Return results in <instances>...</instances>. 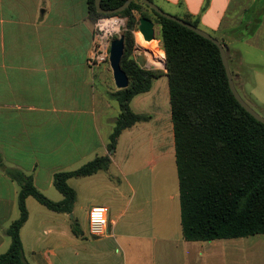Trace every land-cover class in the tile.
<instances>
[{"label":"crops","instance_id":"1","mask_svg":"<svg viewBox=\"0 0 264 264\" xmlns=\"http://www.w3.org/2000/svg\"><path fill=\"white\" fill-rule=\"evenodd\" d=\"M150 1L169 15L196 21L238 55L242 71L253 67L256 78L264 79V0ZM94 26L87 0H0V255L10 246L5 231L19 217V187L2 165L32 176L35 188L58 203L63 197L53 191L54 174L110 156L107 172L68 181L77 194L72 214L28 212L20 236L29 264H264V235L183 239L174 150L170 154L166 143H158L156 154L157 145L150 147L151 155L142 142L131 147L136 124L120 134L113 153L108 150L117 118L102 111L103 96L96 91L104 82L102 69L87 64ZM253 53L255 62L245 61ZM239 77L248 79L242 72ZM168 155L174 167L167 175ZM147 166L157 171L146 174ZM75 180L88 188L85 202ZM96 206L107 209L101 238L88 227V213ZM73 221L79 236L72 232Z\"/></svg>","mask_w":264,"mask_h":264},{"label":"trees","instance_id":"2","mask_svg":"<svg viewBox=\"0 0 264 264\" xmlns=\"http://www.w3.org/2000/svg\"><path fill=\"white\" fill-rule=\"evenodd\" d=\"M125 1L101 0V8L114 10ZM142 6L140 2H133L127 10L115 15L127 19L122 33L121 68L129 79V86L109 94L117 101L120 113L109 136L108 150L115 149L123 131L150 119L132 112L129 102L149 92L154 80L166 77L183 239L209 242L264 235V125L234 99L218 48L152 10L160 29V49L166 70L140 69L133 58V32L139 18L150 19L141 11ZM87 11L95 23L108 17L97 13L94 0H87ZM183 21L198 27L196 21ZM219 43L226 48L222 41ZM110 165V156H98L77 170L54 174L53 186L63 197L58 203L35 188L32 176L2 165L5 175L19 187V217L5 231L10 246L0 255V264H29L20 236L28 219L27 198H33L51 212L72 214L77 194L68 181L107 172ZM72 232L80 235L75 221Z\"/></svg>","mask_w":264,"mask_h":264},{"label":"rangeland","instance_id":"3","mask_svg":"<svg viewBox=\"0 0 264 264\" xmlns=\"http://www.w3.org/2000/svg\"><path fill=\"white\" fill-rule=\"evenodd\" d=\"M161 10L163 11L167 9H161ZM141 11L147 14L150 17V20L155 24V40L154 41L158 42V39H159L158 30L160 29H159L158 24H156V21H157L156 16L150 11V9H148L144 5L141 7ZM134 15L138 17L137 13H134ZM121 19H123L126 23L127 21L126 18H121ZM122 33L123 32H120L118 35H122ZM137 34L133 32L134 51L138 50L142 54L144 50L149 51L151 54L153 53V55L157 58L158 62L160 63L159 67L148 69L147 71L162 72L163 70L160 69V67L165 62V59H164V53L160 49L161 44H157L156 47L153 48L154 49L153 50L151 48V45L141 43L139 40V34L138 35ZM118 35H115L114 39ZM210 36L213 37L212 35ZM213 38L216 39L218 37L216 36ZM136 42L138 43L140 47L137 46ZM240 47L242 46H240L239 43H236L234 46V48H237L236 50L238 49L240 50L241 49ZM256 58L257 56L255 57L253 53L252 55L245 56V61L250 59V61L254 60L255 62ZM227 59L234 73V76H232V78H233L238 94L240 95L242 100L251 109H253L259 116H261L264 119V79L256 78V75L259 71L253 67L245 66V69L242 71L239 68L240 62L238 59V55L227 52ZM99 67L103 71L104 82H103V85L96 84V89H97L96 91H97V94H102L103 96L104 106H103L102 111L104 112L105 117L109 116V117L118 118V115L120 113L119 105L117 101H115L109 95L110 94L109 92L112 93V92L117 91V89L114 86L113 80H112V75H111V71L109 68V64L105 63V64L100 65ZM241 72L246 78H248L247 80L244 81L240 79L239 75L241 74ZM129 108L132 112L136 114L147 115L150 117V119L147 122L138 124L136 128L134 129V132L131 135V138H132L131 147H135L136 142L137 143L142 142L144 145V149L146 150V155L147 154L151 155V153H149V149H151L150 147H152L153 145H157L155 148L152 147L153 154H156L159 148L158 143H162L163 146L166 143V146L164 147L168 149V152L170 154L173 153V150H174L173 128H172V123L170 120L169 93H168V84H167L166 77L160 76L159 78L154 80L150 91L147 92V94L143 93V94L135 96L129 102ZM137 130H140V131L137 132ZM155 157L156 155L152 158H155ZM170 158H171L170 155H168V159H167L168 162L166 163V166H164L165 170L167 169L166 170L167 175L170 174L171 166L174 167V162ZM144 160H147V158H145ZM154 169H155L154 167L147 166L145 167V170H143V172L146 174L153 175L157 171ZM152 170L154 171L152 172ZM76 179H79V178H76ZM78 181L79 180H75L72 183V185L75 186V188L79 192V197H81L82 201L85 202L86 200L84 198L89 194L88 188L87 186H84V187L81 186ZM93 190H94V187H92V189H90L89 192H94ZM53 191L58 194V192L55 189ZM44 196L48 198L49 200H51L49 198L50 195H44ZM26 202H27L26 203L27 211L30 212L31 216L36 215L35 209H42V211L47 212V210L44 207L39 205L31 197L28 198V201ZM83 208L85 210L86 207H83ZM84 213L85 212L82 211L81 220L83 223H84Z\"/></svg>","mask_w":264,"mask_h":264},{"label":"water","instance_id":"4","mask_svg":"<svg viewBox=\"0 0 264 264\" xmlns=\"http://www.w3.org/2000/svg\"><path fill=\"white\" fill-rule=\"evenodd\" d=\"M133 2H140L153 12H155L157 15L168 19L170 21H173L188 30L192 31L193 33L201 36L202 38L210 41L212 44H214L219 51L221 62L227 77L228 86L230 89V92L232 93L234 99L237 101V103L256 121L264 125V119L259 116L253 109H251L240 97V95L237 92V89L234 85V81L230 72L228 59H227V48L223 47L219 41L213 37H211L206 32L198 29V27H194L191 24L176 18L172 15H169L165 12H163L157 5H155L150 0H126L120 7L114 10H102L101 8V0H94V6L99 14H103L105 16H115L118 15L125 10H127L131 3ZM138 32L139 34L143 35L145 42H151L155 40V24L148 18L141 17L138 19L135 32ZM134 61L138 65V67L142 70L147 71L148 69L146 66V60L144 58V55L140 51H134ZM124 53V37L123 35H118L115 39H113L110 43L109 48V58H108V64L112 75V80L114 83V86L117 90H124L127 89L129 86V79L126 75V73L121 68V58ZM164 70H166L165 62H164ZM113 153V151H111Z\"/></svg>","mask_w":264,"mask_h":264},{"label":"built area","instance_id":"5","mask_svg":"<svg viewBox=\"0 0 264 264\" xmlns=\"http://www.w3.org/2000/svg\"><path fill=\"white\" fill-rule=\"evenodd\" d=\"M117 19L118 29L108 30L105 21ZM125 30V21L117 16H108L99 19L94 26L93 42L90 49L87 64L89 67L94 68L102 64L108 63L110 43L115 35ZM137 32V31H136ZM160 69L164 70V63ZM107 209L105 207H92L88 213V227L91 236L96 238L104 237L107 229Z\"/></svg>","mask_w":264,"mask_h":264},{"label":"bare ground","instance_id":"6","mask_svg":"<svg viewBox=\"0 0 264 264\" xmlns=\"http://www.w3.org/2000/svg\"><path fill=\"white\" fill-rule=\"evenodd\" d=\"M118 24H120V22L117 19H113V20L104 22V25H106V28L108 30H116L117 31V29H118L117 25ZM139 40H140L141 43L151 45V48H153V47H155L157 45L156 41L145 42L144 37L141 34H139ZM144 46H146V45H144ZM150 54L151 53L149 51H146V50H145V52H143L144 58L146 60V66H147V68H155V65L153 63V59H152Z\"/></svg>","mask_w":264,"mask_h":264}]
</instances>
